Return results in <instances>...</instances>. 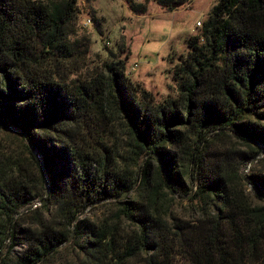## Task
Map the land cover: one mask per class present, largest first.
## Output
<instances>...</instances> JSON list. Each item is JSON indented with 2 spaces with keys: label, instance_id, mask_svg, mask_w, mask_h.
I'll list each match as a JSON object with an SVG mask.
<instances>
[{
  "label": "trees",
  "instance_id": "trees-1",
  "mask_svg": "<svg viewBox=\"0 0 264 264\" xmlns=\"http://www.w3.org/2000/svg\"><path fill=\"white\" fill-rule=\"evenodd\" d=\"M77 1L0 0V264H264V0H219L160 102L122 48L83 72Z\"/></svg>",
  "mask_w": 264,
  "mask_h": 264
},
{
  "label": "rangeland",
  "instance_id": "rangeland-1",
  "mask_svg": "<svg viewBox=\"0 0 264 264\" xmlns=\"http://www.w3.org/2000/svg\"><path fill=\"white\" fill-rule=\"evenodd\" d=\"M218 1L184 0L183 6L170 12L158 6L157 0H133L135 5H143L147 9L144 15H137L130 12L123 0H78V31L77 36L71 40L82 37L89 39V52L85 57L86 67H83V72L86 74L94 70L108 57V50L116 55L119 48H122L124 53L121 59L128 58L126 75L131 81L141 83L157 102L168 94L175 95L174 90H170L172 84L169 72L178 57L187 51L188 39L198 34L200 28L196 27V23L202 24ZM87 20L91 23L84 27ZM131 68L135 70L131 71ZM222 145L225 148L238 146L234 139ZM223 146H212L209 155L215 157L223 151ZM253 166L255 164L243 168L241 174L248 175L253 171ZM255 171L264 172V166L256 165ZM194 191L189 196L177 199L179 204L175 207V214L178 218L194 217L196 211L190 206ZM248 191L253 196L249 188ZM101 212L97 210L87 216L94 219ZM21 250L17 247L14 253ZM71 263L70 254L63 252L49 264Z\"/></svg>",
  "mask_w": 264,
  "mask_h": 264
},
{
  "label": "water",
  "instance_id": "water-1",
  "mask_svg": "<svg viewBox=\"0 0 264 264\" xmlns=\"http://www.w3.org/2000/svg\"><path fill=\"white\" fill-rule=\"evenodd\" d=\"M172 7L176 9V8H179L180 5H179V4H173ZM40 163H41V162H40ZM41 166H42V165H41ZM241 178L243 179L244 183H246V184L248 183L247 180L245 179V176H244L243 174H241ZM46 188H48V184H46ZM249 189H250V191L252 192V194L255 193V192H254V189H253L250 185H249ZM123 196H124V195H123ZM123 196H122V198H123ZM43 205H45V201L40 202L38 205L36 204V205L34 206V208L37 207V206H43ZM73 235H74V225H73V227H72V234H71V237L69 238L68 243L72 240Z\"/></svg>",
  "mask_w": 264,
  "mask_h": 264
},
{
  "label": "built area",
  "instance_id": "built-area-1",
  "mask_svg": "<svg viewBox=\"0 0 264 264\" xmlns=\"http://www.w3.org/2000/svg\"><path fill=\"white\" fill-rule=\"evenodd\" d=\"M90 23H91L90 20H87V21L85 22L84 27H88V25H89ZM196 27H197V28H200V27H201V23L197 22V23H196ZM106 44L108 45L109 42H107ZM134 70H135V68H131V71H134Z\"/></svg>",
  "mask_w": 264,
  "mask_h": 264
}]
</instances>
